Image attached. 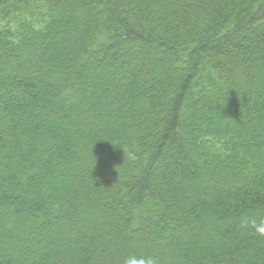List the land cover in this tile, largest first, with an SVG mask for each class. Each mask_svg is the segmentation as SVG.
I'll use <instances>...</instances> for the list:
<instances>
[{"label":"trees","instance_id":"trees-1","mask_svg":"<svg viewBox=\"0 0 264 264\" xmlns=\"http://www.w3.org/2000/svg\"><path fill=\"white\" fill-rule=\"evenodd\" d=\"M263 38L264 0H0V264H264Z\"/></svg>","mask_w":264,"mask_h":264},{"label":"rangeland","instance_id":"rangeland-1","mask_svg":"<svg viewBox=\"0 0 264 264\" xmlns=\"http://www.w3.org/2000/svg\"><path fill=\"white\" fill-rule=\"evenodd\" d=\"M252 36V39H254V35H251ZM236 39L237 40H239V38L238 37H236ZM253 45V44H252ZM261 49H262V51H263V53H264V38L263 39H261ZM249 60L250 61H252L253 60V57L252 58H249ZM137 61H138V59H134L132 62H130V63H128L127 64V67L130 69V68H132L133 66H135L136 65V63H137ZM108 62V61H107ZM264 70V69H263ZM263 70L261 71V72H256L255 73V76L256 77H260V79L263 77L264 78V72H263ZM102 68H100L99 66H97L96 68H94V70H93V72L95 73V75L97 76V79H99V77H100V75H102ZM259 71H260V69H259ZM156 73V72H155ZM151 75H154V71L153 72H151ZM148 76H150L149 74H148ZM247 81L249 82L250 80H249V77H247ZM250 84L254 87V88H256L257 86H258V84L256 83V82H251L250 81ZM92 85H88V87H91ZM236 95V94H235ZM236 97V96H235ZM230 98V103H233L234 102V95H232V96H230L229 97ZM0 123H1V121H0ZM0 214L2 215V216H5V215H7L4 211H1L0 212Z\"/></svg>","mask_w":264,"mask_h":264},{"label":"clouds","instance_id":"clouds-1","mask_svg":"<svg viewBox=\"0 0 264 264\" xmlns=\"http://www.w3.org/2000/svg\"><path fill=\"white\" fill-rule=\"evenodd\" d=\"M125 264H157L156 260L153 257H142V258H135L129 257Z\"/></svg>","mask_w":264,"mask_h":264}]
</instances>
